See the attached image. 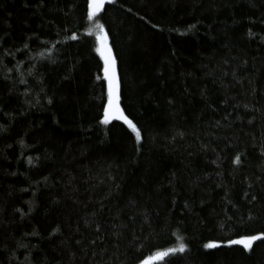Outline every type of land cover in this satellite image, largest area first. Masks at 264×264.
Segmentation results:
<instances>
[{
  "label": "trees",
  "instance_id": "obj_1",
  "mask_svg": "<svg viewBox=\"0 0 264 264\" xmlns=\"http://www.w3.org/2000/svg\"><path fill=\"white\" fill-rule=\"evenodd\" d=\"M91 2L0 0V264H264V0Z\"/></svg>",
  "mask_w": 264,
  "mask_h": 264
},
{
  "label": "snow or ice",
  "instance_id": "obj_2",
  "mask_svg": "<svg viewBox=\"0 0 264 264\" xmlns=\"http://www.w3.org/2000/svg\"><path fill=\"white\" fill-rule=\"evenodd\" d=\"M91 14H95L96 12L100 11L103 6V0H92L91 2ZM159 27V25H157ZM100 28L103 29V25H100ZM251 34V33H250ZM75 35V34H73ZM97 35H101V33H97ZM106 35V34H104ZM100 50V49H98ZM101 54L104 56V74L108 81V106L104 109V121L107 123L110 113L112 112H122L119 104V90H120V78L117 72V61L116 57L112 54L111 47L107 44L104 45L103 50L101 51ZM121 120L127 121V123L134 129H136V135L137 138H140V130L136 128V125L132 123V121L125 115H120ZM31 159V158H29ZM237 161L239 160V155L236 157ZM31 211V209H29ZM53 231H56V229H53ZM260 235H264V233H261ZM257 237L252 236L248 239L254 240ZM214 243V242H213ZM230 243V242H229ZM187 247V245L181 243L179 246L180 251H184V249ZM169 252H174L176 249H168ZM141 264H144V262H141Z\"/></svg>",
  "mask_w": 264,
  "mask_h": 264
},
{
  "label": "rangeland",
  "instance_id": "obj_3",
  "mask_svg": "<svg viewBox=\"0 0 264 264\" xmlns=\"http://www.w3.org/2000/svg\"><path fill=\"white\" fill-rule=\"evenodd\" d=\"M94 28H95V31H97V33H101V35L98 36V41L100 42L99 43V49H100L99 51L101 53V51L103 50L104 45L105 44L109 45V41H107V37H106V35H104L105 32H104L103 29L100 28V25H96ZM103 59H104V56H103ZM119 104H120V97H119ZM120 108H121L122 112H120V113H118V112H112V113H110L109 118H108V121H110L111 119H118L119 120L121 114L125 115V113H124L123 108L121 107V105H120ZM103 119H104V117H103ZM122 121H124L129 126L130 129H133L136 132V129L132 128L127 123V121H125V120H122ZM132 123L135 124L133 121H132ZM249 237H252V236H246L244 238H239V239H237V242L240 243V244H242V245H245L247 247H251L252 243L255 242L259 237H261V235L260 234H257V236H255L257 238L254 239V240L248 239ZM167 254H169V251H160V252H158L157 254H155L153 256L147 257V259L144 260V264H152V263H154L155 261H158L160 258L164 257Z\"/></svg>",
  "mask_w": 264,
  "mask_h": 264
}]
</instances>
